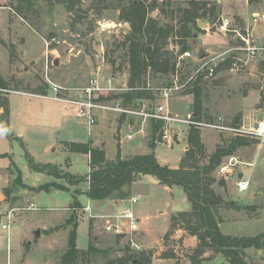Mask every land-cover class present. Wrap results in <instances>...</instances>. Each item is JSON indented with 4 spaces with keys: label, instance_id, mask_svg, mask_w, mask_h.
Returning a JSON list of instances; mask_svg holds the SVG:
<instances>
[{
    "label": "rangeland",
    "instance_id": "obj_1",
    "mask_svg": "<svg viewBox=\"0 0 264 264\" xmlns=\"http://www.w3.org/2000/svg\"><path fill=\"white\" fill-rule=\"evenodd\" d=\"M130 1L0 0V74L12 88L3 90L4 93H9L10 90L29 92L49 84L46 80L44 39L56 38L62 43L54 44L48 75L53 82L72 89L63 93L62 97H71L76 93L74 89L90 85L91 79L98 78L102 86L116 87L113 90L103 91L99 100L112 106L118 103L127 111H132L121 114L129 117L135 130L144 129L142 131L144 133L136 132L134 137L129 139L128 126L124 124L120 128L118 123L119 120L122 122L126 120L125 117L110 114L106 118H101L97 116L96 111L98 122L92 125L90 131L84 120L76 116L74 108L62 103L63 112L70 115L72 122L79 123L76 136L83 141L97 139L110 158H114L118 153L129 155L152 151L149 139L153 138V122L159 119L152 114L159 106H163V109L158 110L156 114L167 115L170 119L164 120L156 137L158 139L154 151L160 160L170 166L179 164L184 154L190 125L201 127L206 152L211 153L219 145L229 143L231 137L236 135L208 124H235L237 119H242L245 115H251V118L253 116L256 119L264 117V104L259 95L264 90V50L254 58H250L242 49L244 41L237 33L223 34L217 30L222 18L228 17L233 21V27L245 31L247 25L241 16L245 8L248 6L249 10L257 9L264 13V0H222V2L147 0L148 3L158 2L157 7L149 12V17L155 18L158 26L173 28L165 40L164 49L171 53L176 68L174 73L169 74L154 72L149 68L136 85L139 90L150 91L153 98H137L132 103L126 104L123 98L115 97L132 89L129 87L131 64L128 56L130 42L127 41V36L133 32V29L132 23L121 17L122 7H128ZM185 9L198 13L195 19L197 23L193 21L188 24L191 30V36L188 38L180 34V27L183 24L181 19ZM200 20L212 25L208 35L204 31L206 24L200 26ZM182 41H186L188 51L192 53L191 57L185 55L187 51L181 53L184 44ZM257 45L264 48V41H257ZM24 50L28 52L27 57L23 56ZM232 52L236 56H232ZM218 53L222 54L216 55ZM55 56L59 57V60L62 59L63 63L60 62V66L55 63ZM216 57L217 72L214 77L206 78L205 72L198 71L202 58ZM232 60L236 62L234 70L230 68L231 65L233 66ZM199 80L198 101L196 92L192 90ZM119 82L124 85L120 86ZM168 87L172 90L167 97L164 90ZM255 93L257 95L254 97ZM10 95L11 115L9 106L8 118L11 120L9 127L14 137V130H17V127L16 122L14 125L13 112L17 101L25 100L26 97L17 93ZM198 103H200L201 121L194 118L197 115L194 110H197ZM57 118L56 116L50 119L48 115H44L40 118V123L45 125L57 123ZM198 122L204 124L200 125ZM45 128L43 132L35 133V140L29 141L28 149L31 153L35 150L41 155L42 144L55 136L50 128L48 130ZM165 133L170 135L169 140L164 139ZM242 137L248 138L249 143L238 147L233 155L245 163L253 164L252 166L242 164L238 167V171H243V174L245 173L250 179V190L239 192L234 180L220 177L217 171L214 173L217 180L214 188L226 200H233L239 205V207H220L221 218L226 221L223 224L224 233L254 236L264 231V139ZM66 149L69 150L68 147ZM0 152L10 154L0 157V171L6 176L13 177L6 193V187L0 186L3 188L0 191L3 195L0 198V264H59L62 254L68 248L71 225L54 229L50 233L43 232L37 240L34 239V232L37 229L43 231L63 225L73 213H76L79 220L77 246L83 253L77 264H107L124 256L135 257L137 261L142 259L144 262L150 259L151 264L154 259L153 253L157 250H161L158 255L161 258H175L172 264H185L186 257L203 259L202 264H214L209 261L211 257H216V263L225 261L230 264L228 259L213 249L206 248V252L197 256L195 248L186 246L185 234L182 231L190 232L182 217L176 220V226L171 225V230L156 238L154 246L147 248H137L136 245L131 244L129 237L106 233L101 220L89 217V213L82 211L81 208L72 209L75 197H78L83 205L90 203L95 210L98 207L97 200L93 203L87 196L81 195L85 192L87 183L82 181L77 184L74 179L66 176L69 173L66 158L61 157L65 161L60 168L61 175L54 179L71 187V192L55 189L40 191L22 186L15 180L17 173L10 163L11 159L20 168L21 164L27 161L25 151L20 140L9 137L1 127ZM34 156L36 161H40L41 158L43 160L54 158L52 152L49 156ZM79 157L75 165L79 168L80 174L85 176L88 172V164L82 156ZM152 178L156 179L152 175H147L140 183L149 186L150 182L147 179ZM220 179H224L225 184H219ZM47 180L49 178H43L44 182ZM126 190L131 196L132 190L129 187ZM139 204L138 202L134 206L138 207ZM4 224H10V229H4ZM159 238L163 240L159 241ZM135 240L144 241L140 233L135 236ZM29 241L31 244H28ZM90 245L94 249H89ZM244 259L249 264H264V250L258 252L254 247L248 248Z\"/></svg>",
    "mask_w": 264,
    "mask_h": 264
},
{
    "label": "trees",
    "instance_id": "obj_2",
    "mask_svg": "<svg viewBox=\"0 0 264 264\" xmlns=\"http://www.w3.org/2000/svg\"><path fill=\"white\" fill-rule=\"evenodd\" d=\"M157 1L148 3L147 0H131L128 7H122L121 17L132 23V33L127 36V41L130 42L129 47V62L131 64L129 87L130 91L116 95L115 98H123L124 103H132L134 99L149 98L153 95L150 91L137 89V81H140L148 72L149 68L154 72L164 74L174 73L176 62L172 59L171 53L164 49L165 40L172 32V27H161L156 23V19L149 17V12L157 7ZM203 3V2H202ZM206 3V2H205ZM197 12L185 9L182 16V26L180 34L184 38L191 36V30L188 24L195 22ZM183 42V41H182ZM182 45L181 53L188 51L189 47L185 42ZM199 81L194 84L192 90L196 92V100L199 101ZM12 89L9 82L0 74V108L3 112L0 113V127L5 133L12 138L11 128L9 127V98L3 90ZM42 89V88H41ZM42 91V90H41ZM8 92V91H7ZM114 99V98H113ZM156 109V108H155ZM200 103L197 104V110H194L195 119L201 121ZM154 120V119H153ZM164 120L157 119L153 122V138L149 141L152 151L145 154H136L123 158L120 153L117 154L114 160H107L106 152L103 148L93 147L90 142H68L66 145L70 151H77L90 154L91 170L89 176V188L85 194L92 200L105 199H121L130 198L126 188L130 187L142 175H152L161 184L167 186L182 187L189 200L192 203L191 211L179 212L172 216V226H176V220L179 217L184 218L187 223V229L193 235L199 238V245L195 252L197 256L206 252V248L213 249L216 253H221L230 264H249L244 256L246 249L256 248L264 250V231L254 236L247 235H231L225 234L220 228L221 218L220 207L235 206L239 207L233 200H226L219 194L214 185L217 180L214 173L222 160L233 155L240 146L249 143L248 138L242 136H232L229 143L219 145L215 151L206 152L205 144L201 136V127L199 125H190L188 130L189 148L185 151L177 168L161 164L155 154L154 148L157 144V134L160 132ZM22 147L25 151V157L30 168L36 172H45L54 178L60 177L61 166L53 163H43L35 160L34 156L27 150L24 143ZM10 156L8 153H0V157ZM12 167L17 176L15 180L22 186L31 189L51 191L71 190V187L58 182L56 179L40 184L37 187L29 186L23 181V173L21 169L12 160ZM76 183L87 180V176L74 175L67 173ZM219 184H225L224 179H220ZM5 188V193L6 189ZM78 191V189H76ZM83 204L75 197L72 209L82 208ZM79 220L76 213H73L63 225H58L53 229H43V232L50 233L54 229H59L67 225H71L69 234V244L67 250L62 254L59 264H77L81 251L77 246V228ZM92 229V228H91ZM89 249H94L90 245ZM215 253V254H216ZM83 254V253H82ZM144 254V253H143ZM193 258V259H192ZM194 264H202L201 260L191 257ZM107 264H150V259L147 262L140 259L137 261L135 257L124 256L115 260L109 261Z\"/></svg>",
    "mask_w": 264,
    "mask_h": 264
},
{
    "label": "crops",
    "instance_id": "obj_3",
    "mask_svg": "<svg viewBox=\"0 0 264 264\" xmlns=\"http://www.w3.org/2000/svg\"><path fill=\"white\" fill-rule=\"evenodd\" d=\"M219 2H222V0H218ZM245 1V0H244ZM259 12L257 9H252L249 10V7L245 8V12L242 13V18L245 21L246 25H253V14ZM200 22V21H199ZM206 23V35H208L209 30L212 28V25L209 22ZM254 33L257 36V41L262 42L264 41V23L258 24L254 26ZM42 38V36H41ZM232 48V47H231ZM264 50V49H262ZM262 50H260L262 52ZM259 51V53H260ZM54 52V51H53ZM27 50H24L23 56H28ZM43 53V48L41 55ZM258 53V54H259ZM222 54V53H220ZM219 53L216 55H220ZM39 55V57L41 56ZM232 56H236L234 52L231 53ZM26 56V57H27ZM59 57L55 56V59L59 61L57 65H61L60 62H62V59L59 60ZM233 62V60L231 61ZM63 63V62H62ZM58 66V67H59ZM57 67V68H58ZM232 65L230 66V68ZM262 74V73H261ZM119 85H124L122 82H119ZM42 88V89H41ZM42 90V91H41ZM11 93H17L21 94L26 97L25 100L22 101H17V106L15 107V110L13 112V121L14 125L16 122V127L17 130H14L16 137L19 138L21 143H24L25 147L27 150L31 153V151L28 149L29 147V141L32 142L35 140V133H40L43 132L44 128L45 129H51V131L54 132V137H52L51 140L45 141L42 145V150H41V155H51V152L54 154V158L51 160L48 158L47 160H43L42 158L38 162H43V163H53V164H58L62 166L64 162L66 161L67 163V168L68 171L74 175H81L80 170L78 167H76V162L78 163L77 158H80L79 156H82L84 160L87 161L88 164V172L86 173L87 175L89 174L91 170L90 166V154L89 153H83V152H77V151H70L67 150L66 147L67 145L65 144L66 141L71 142H90L93 147H100L103 148L98 142L97 139L91 138L89 141H83L81 138H78L76 136V131L79 129V123L72 122L70 119V115L68 113L63 112L62 110V103H67L62 100H58L55 98L56 93L52 90L51 86L49 84L42 85L41 87H38L37 90H31L27 92L26 90H10L9 93H7L9 102L11 98ZM257 94H253L255 97ZM260 99L262 103L264 104V90H262L260 93ZM71 96V95H70ZM32 97L33 99L29 98ZM69 104V103H67ZM118 104V103H116ZM71 105V104H69ZM10 106V115H11V105ZM76 114V108L71 105ZM251 111V110H250ZM3 112V109L0 108V113ZM110 114H115L117 116H123L126 118V120L118 121L119 127L121 128L122 125L126 124L130 130V133L127 135L129 139H132L135 135V133H144L142 132L144 129H134L131 120H129V117L125 114L119 113V111L115 110H102L99 109L97 110V116L101 118H106ZM251 114V113H250ZM44 115H48L49 118L51 117H58L56 119L57 123H49L47 125L41 124L40 123V118ZM77 116V115H76ZM244 117V118H243ZM242 119H238V123H243V122H254L256 119L255 117L251 115H245L243 116ZM249 118V119H248ZM264 118V117H262ZM261 118V119H262ZM98 119V118H97ZM252 119V120H250ZM260 119V118H259ZM118 120V119H117ZM11 120H9L10 122ZM98 122V120H97ZM235 123H237L235 121ZM143 127V123H142ZM90 131H92V127H88ZM135 130V131H134ZM91 133V132H89ZM66 135V136H63ZM68 137V138H66ZM81 140V141H80ZM150 141V139H149ZM150 146V144H149ZM30 148V147H29ZM38 149V148H36ZM104 149V148H103ZM188 149V143L184 147V153ZM32 150V149H31ZM105 150V149H104ZM106 152V150H105ZM1 153V152H0ZM33 153V154H32ZM32 155H37V157H41L37 153V151L32 150ZM143 154V153H141ZM136 154H129V155H121L123 158H127L129 156H133ZM184 155V154H183ZM117 154L115 155L114 158H110L106 152V158L107 160H114L116 158ZM157 156V155H156ZM43 157V156H42ZM61 157L66 158L65 161L61 159ZM183 157V156H182ZM181 157V158H182ZM35 158V156H34ZM159 162L161 164L168 165L166 162L160 160V158L157 156ZM180 158V161H181ZM36 159V158H35ZM11 159V162L12 163ZM14 161V160H13ZM15 162V161H14ZM180 164V162H179ZM179 164L175 165H168L170 167L177 168ZM76 167V168H74ZM21 171L23 173V181L29 186H34L37 187L40 184H43L45 182L51 181L54 179L53 176L45 173V172H36L33 171L30 167L28 162L22 163L21 164ZM242 173V172H241ZM85 175V176H87ZM147 175H142L140 178H138L129 188L132 190L131 196H134L136 194H141L143 195V202L142 200L139 202V206H134V210L137 214V216L140 219V234L143 236V240L141 242H138L140 248H147V246H154L155 240L157 237H160L161 235L163 236L165 233H167L169 230H171V225H172V216L176 215L178 212H184V211H191L192 210V203L189 200L187 193L185 190L180 187V186H167L164 184H161L157 179H147L149 180V186H145L146 184L140 183ZM49 178L47 181H43V178ZM12 176L10 177L9 175L3 174V172L0 171V186L2 187H8L9 183L11 181ZM31 180V182H28ZM83 183H87L86 190L89 188V181L85 180ZM3 188H0V191ZM57 190V189H55ZM85 190V191H86ZM60 191V190H59ZM68 192H71L69 190ZM72 195V194H71ZM81 195L87 196L84 193ZM130 196V197H131ZM88 197V196H87ZM73 198V196H72ZM78 198V197H77ZM75 199V198H74ZM79 199V198H78ZM89 200H91L93 203L95 200H92L91 198L88 197ZM80 200V199H79ZM128 199L126 200H121V199H105V200H97V212H116L118 211L122 206L128 204ZM142 202V203H141ZM82 203V201H81ZM34 204V203H33ZM83 204V203H82ZM226 221L220 222V228L223 232V224H225ZM3 225V228L6 229ZM11 226V225H10ZM178 227V226H177ZM10 229V228H9ZM7 229V230H9ZM42 231V230H41ZM183 234H185V244L186 246H191V248H197L199 245V239L196 235L187 233L186 231H182ZM186 232V233H184ZM43 231L41 232L42 235ZM226 234V233H225ZM231 235H241V234H235V233H227ZM162 238H159V241H162ZM149 241V242H148ZM161 250L154 251V259L152 260L151 264H172L173 261H175V258H161L158 255L160 254ZM258 252H261V249L258 250ZM158 256V257H157ZM216 257H211L209 262H214L216 263ZM185 264H192V260L190 257H186L185 259ZM204 261V260H202ZM220 264H227L225 261H219Z\"/></svg>",
    "mask_w": 264,
    "mask_h": 264
},
{
    "label": "built area",
    "instance_id": "obj_4",
    "mask_svg": "<svg viewBox=\"0 0 264 264\" xmlns=\"http://www.w3.org/2000/svg\"><path fill=\"white\" fill-rule=\"evenodd\" d=\"M264 23V13L256 12L253 14V25H247L245 31L238 30L236 27H233V21L228 17L222 18L221 23L218 25L217 30L223 34L228 32H235L238 36L244 41L242 49L246 51L250 58H254L258 55L259 51L264 49L262 46L257 45V36L254 33V26ZM62 41L56 38L51 40L44 39L45 46V61H46V80L51 86L52 90L56 93L55 98L58 100L65 101L76 108L77 117L84 120L88 127H92L97 122L96 111L99 109L102 110H115L119 112H132L127 111L124 107H121L120 104L115 105H106L99 100V97L103 91L113 90L116 87L109 85L108 87L102 86L103 84L99 82L98 78H93L90 80V85L85 87H80L76 90V93L71 97H62L63 93L67 92L69 89L60 84L53 82L48 75L50 56L53 54V49L55 48L54 44H61ZM186 56H192V53L187 51ZM53 62V61H52ZM217 57L212 59L202 58V63L200 64L198 71L205 72V77L210 78L214 77L217 72ZM236 62H233L231 70H234ZM172 88L168 87L164 90L165 96H169V92ZM163 106L157 107L152 116L159 118L161 120L170 119L169 116L164 114H156L158 110H162ZM151 115V114H150ZM195 123L194 121H191ZM202 125L204 123L198 122ZM209 126H214L219 128L221 131L231 132L234 135L239 136H250L254 138L264 139V118L255 120L254 122H243V123H213L208 124ZM164 139L169 140L170 135L164 134ZM246 164L252 166V163H245L241 161L235 155H229L225 157L224 161L217 167V173L220 177H223L226 180H234V184L239 192L249 191L251 188V181L246 177L245 173L243 176H240L241 171H238L239 165ZM243 173V171H242ZM143 200V195L136 194L131 196L128 200V204L122 206L116 212H97L95 208L89 203L83 205L81 208L82 211L88 212L89 217L96 218L101 220L103 224V230L106 233L113 234L116 236L129 237L131 244L136 245L137 248H140L138 242L135 240V236L140 233V219L138 218L134 205ZM5 228H9V225H5ZM177 233L179 231H176Z\"/></svg>",
    "mask_w": 264,
    "mask_h": 264
},
{
    "label": "water",
    "instance_id": "obj_5",
    "mask_svg": "<svg viewBox=\"0 0 264 264\" xmlns=\"http://www.w3.org/2000/svg\"><path fill=\"white\" fill-rule=\"evenodd\" d=\"M203 23H205V21L200 20V22H199L200 26H203ZM205 24H206V23H205ZM201 56L203 57L204 55H201ZM55 63L58 64L59 61L56 60ZM236 122L238 123V119L236 120ZM240 176H243V173H241ZM2 196H3V195L0 193V198H2ZM41 232H42L41 229H37V230L34 232V235H35V236H34V239H35V240H37V239L41 236ZM28 244H31V241H29Z\"/></svg>",
    "mask_w": 264,
    "mask_h": 264
}]
</instances>
